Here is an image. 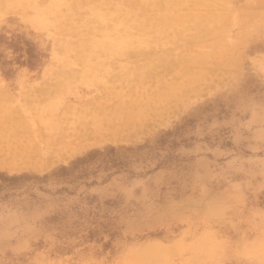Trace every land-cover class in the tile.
Instances as JSON below:
<instances>
[{
    "label": "rangeland",
    "instance_id": "1",
    "mask_svg": "<svg viewBox=\"0 0 264 264\" xmlns=\"http://www.w3.org/2000/svg\"><path fill=\"white\" fill-rule=\"evenodd\" d=\"M0 126V264H264V0H0Z\"/></svg>",
    "mask_w": 264,
    "mask_h": 264
},
{
    "label": "bare ground",
    "instance_id": "2",
    "mask_svg": "<svg viewBox=\"0 0 264 264\" xmlns=\"http://www.w3.org/2000/svg\"><path fill=\"white\" fill-rule=\"evenodd\" d=\"M8 123V122H7ZM3 126V125H2ZM18 126V125H17ZM1 127V126H0ZM7 129V128H6ZM16 132V131H15ZM12 133H14V132H12ZM22 137V136H21ZM27 137V136H26ZM26 141V140H25ZM9 142V141H8ZM23 142V141H22ZM13 144V143H12ZM23 145V144H22ZM21 145V146H22ZM3 147H4V145H3ZM10 148H12V147H10ZM18 148H20V147H18ZM18 148H17V150H18ZM14 149V148H13ZM13 149H12V151H13ZM21 149V148H20ZM5 150V149H4ZM15 153H17V152H15ZM5 154V153H4ZM11 156V155H10Z\"/></svg>",
    "mask_w": 264,
    "mask_h": 264
},
{
    "label": "trees",
    "instance_id": "3",
    "mask_svg": "<svg viewBox=\"0 0 264 264\" xmlns=\"http://www.w3.org/2000/svg\"><path fill=\"white\" fill-rule=\"evenodd\" d=\"M29 63V62H28ZM29 66L32 68L33 67V65L32 64H29Z\"/></svg>",
    "mask_w": 264,
    "mask_h": 264
}]
</instances>
